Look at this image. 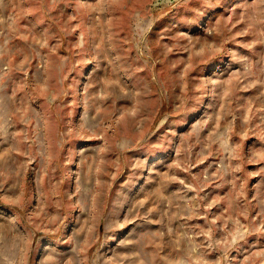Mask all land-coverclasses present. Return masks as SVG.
Listing matches in <instances>:
<instances>
[{"label":"clouds","instance_id":"clouds-1","mask_svg":"<svg viewBox=\"0 0 264 264\" xmlns=\"http://www.w3.org/2000/svg\"><path fill=\"white\" fill-rule=\"evenodd\" d=\"M191 3L0 0V264H264V0Z\"/></svg>","mask_w":264,"mask_h":264},{"label":"rangeland","instance_id":"rangeland-1","mask_svg":"<svg viewBox=\"0 0 264 264\" xmlns=\"http://www.w3.org/2000/svg\"><path fill=\"white\" fill-rule=\"evenodd\" d=\"M228 3L233 2V0H227ZM203 0H192V3L188 6L187 11L184 13V15L188 18L191 19L193 17H195L200 11L203 10ZM70 11V10H69ZM222 14H224V9L223 8H217L215 10H210L207 12V15L205 16L204 20L201 21L202 24L204 23H214ZM169 23V21H165L163 25H161V28L167 26V24ZM199 29H194V31H198ZM168 39L167 37L161 41V43H168ZM243 51V50H242ZM172 59H175V57H172ZM209 71H211V69H209ZM176 74V70L173 69L171 75L174 77ZM168 74L166 73V76ZM165 86L168 88L169 92L172 93L173 95L171 96L170 99H165L164 101L161 102L160 105V109L162 113H168L170 114V119L173 120H180V115L176 112L177 107L180 104V95H181V87L179 85V83L175 82L172 79H166L165 80ZM256 93L254 91L248 92V93H242V96L248 97V96H253ZM156 97L155 95L153 96V100H155ZM199 115V114H198ZM189 119H193L192 117H190ZM187 129H183L182 131H186ZM250 146H256L257 148L260 146V141L257 140L255 137L249 139L247 141V147ZM163 159L165 161H171V159H173L172 155L163 157ZM209 164H215L214 158L209 157L208 160H206L204 162V164L202 165H197L195 169H193V171H199L202 170L203 168H206ZM248 171L250 172H256L257 171V166L256 165H248L247 166ZM264 178L261 177H253L250 179L249 181V186L251 187L252 185H256L258 183L261 182V180ZM227 189L224 190H220V194L223 195L224 192ZM255 214V213H253ZM123 219V217H122ZM198 223H202L203 221H197ZM126 235L125 232H121L120 233V237L123 238Z\"/></svg>","mask_w":264,"mask_h":264}]
</instances>
